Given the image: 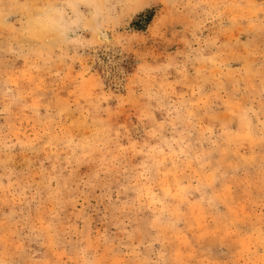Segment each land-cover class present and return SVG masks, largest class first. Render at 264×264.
Instances as JSON below:
<instances>
[{
	"label": "rangeland",
	"instance_id": "obj_1",
	"mask_svg": "<svg viewBox=\"0 0 264 264\" xmlns=\"http://www.w3.org/2000/svg\"><path fill=\"white\" fill-rule=\"evenodd\" d=\"M0 264H264V0H0Z\"/></svg>",
	"mask_w": 264,
	"mask_h": 264
}]
</instances>
